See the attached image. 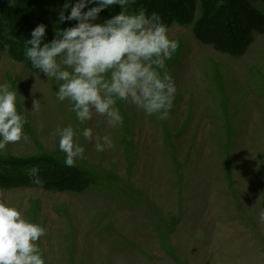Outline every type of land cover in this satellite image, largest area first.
I'll return each instance as SVG.
<instances>
[{
    "label": "rangeland",
    "instance_id": "rangeland-1",
    "mask_svg": "<svg viewBox=\"0 0 264 264\" xmlns=\"http://www.w3.org/2000/svg\"><path fill=\"white\" fill-rule=\"evenodd\" d=\"M253 6L264 14L261 1ZM169 29L180 44L167 62L177 86L169 119L118 102L120 127L95 113L79 124L55 79L0 46V83L16 93L27 136L0 149V161L48 157L75 179L63 189L0 186V200L46 229L47 264H264V33L232 56L198 41L193 25ZM68 125L85 148L72 167L56 132ZM104 136L114 147L98 152Z\"/></svg>",
    "mask_w": 264,
    "mask_h": 264
},
{
    "label": "clouds",
    "instance_id": "clouds-1",
    "mask_svg": "<svg viewBox=\"0 0 264 264\" xmlns=\"http://www.w3.org/2000/svg\"><path fill=\"white\" fill-rule=\"evenodd\" d=\"M135 2L65 0L58 13L59 24L77 23L56 30L50 42H44L47 26L39 24L31 32V39L25 41V56L32 67L58 82V100L70 103L81 125L95 113L106 117L109 126H122L118 102L134 106L157 121L169 119L177 86L167 62L173 59L180 44L171 38L168 25L156 12L127 13L126 7ZM113 5L121 9L119 14L98 23L100 14ZM36 107L34 101L33 110ZM24 123L17 110L16 93L8 83H0V149L27 139ZM56 132L65 163L72 167L85 152L79 143V127L68 125ZM82 135L85 141L92 142L91 128L85 127ZM103 141L101 144L99 138L96 140L98 152L114 147L108 136ZM28 176L35 185L43 187L38 167L29 169ZM258 217L264 222V208ZM45 234L43 226L29 222L17 208L0 200V264H47L38 245Z\"/></svg>",
    "mask_w": 264,
    "mask_h": 264
},
{
    "label": "trees",
    "instance_id": "trees-1",
    "mask_svg": "<svg viewBox=\"0 0 264 264\" xmlns=\"http://www.w3.org/2000/svg\"><path fill=\"white\" fill-rule=\"evenodd\" d=\"M8 1H0L3 12L0 22V46L21 60L30 62L25 56L24 44L27 39H31V32L39 24L47 26L44 42H50L55 38L53 32L77 23L69 21L59 24L58 13L65 0H26L21 7L18 6L21 0H15L14 5H10ZM257 1L264 4V0H136L135 5L141 6L149 15L156 12L169 28L174 23L193 25L198 41L212 45L223 53L239 56L249 48L254 33H264V14L253 6ZM199 6L201 13L197 17ZM117 7L106 9L100 15L112 13ZM13 10L16 11L13 13ZM44 158L30 164H20L15 160L0 161V186L34 184L28 176V170L32 167L39 168L40 179L45 188L53 186L63 189L66 184H71L74 177L70 171L54 165L52 158Z\"/></svg>",
    "mask_w": 264,
    "mask_h": 264
}]
</instances>
